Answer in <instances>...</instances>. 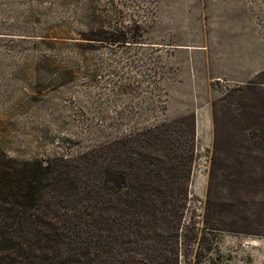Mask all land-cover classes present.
Segmentation results:
<instances>
[{
  "label": "rangeland",
  "instance_id": "obj_1",
  "mask_svg": "<svg viewBox=\"0 0 264 264\" xmlns=\"http://www.w3.org/2000/svg\"><path fill=\"white\" fill-rule=\"evenodd\" d=\"M185 115L193 204L211 181L247 230H264V0H0L9 158L76 156ZM212 242L224 264H264L262 236Z\"/></svg>",
  "mask_w": 264,
  "mask_h": 264
},
{
  "label": "trees",
  "instance_id": "obj_2",
  "mask_svg": "<svg viewBox=\"0 0 264 264\" xmlns=\"http://www.w3.org/2000/svg\"><path fill=\"white\" fill-rule=\"evenodd\" d=\"M194 144L185 115L76 156L18 161L0 148V264H224L216 235L264 230H247L211 181L193 204Z\"/></svg>",
  "mask_w": 264,
  "mask_h": 264
}]
</instances>
